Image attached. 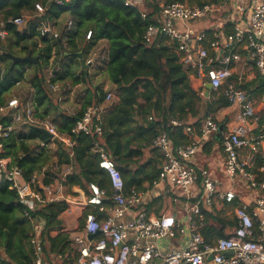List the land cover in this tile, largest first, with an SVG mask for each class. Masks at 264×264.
<instances>
[{
  "label": "clouds",
  "instance_id": "9594fccd",
  "mask_svg": "<svg viewBox=\"0 0 264 264\" xmlns=\"http://www.w3.org/2000/svg\"><path fill=\"white\" fill-rule=\"evenodd\" d=\"M137 4L135 12L123 15V25L130 29V41L150 38L149 51L137 62L150 79H135L133 73L131 88L122 89L135 92L136 84L144 86L123 101L120 116L127 127L119 158L107 151L97 162L107 170L111 184L99 186L100 177L92 181L99 188V203L109 188L118 190L127 179L119 176L118 166L146 177L129 198L147 216L143 231L130 233L125 226L120 234H109L114 237L112 245L130 236L136 241L124 249L119 264H154L156 255L168 251L176 254L171 264H178L181 257L186 264H236L235 258L222 255L230 248L237 249L236 257L245 264H264V3L137 0ZM213 10L223 43L217 39L218 31L215 39H205V24L216 23ZM209 72L216 75L210 77ZM169 183L172 188L166 194ZM149 200L152 207L145 208ZM123 212L127 209L117 216ZM191 213L197 214L196 220ZM10 224V219L0 223V233ZM213 226L234 233V240L213 239L205 231ZM41 246L42 240L0 234V264L41 260L57 264L58 259L76 264L71 250L64 257L51 252L46 257ZM86 246L80 241L81 248ZM55 247L63 251L62 243ZM106 251L117 256L114 247ZM99 256L94 264H107L106 255Z\"/></svg>",
  "mask_w": 264,
  "mask_h": 264
},
{
  "label": "trees",
  "instance_id": "16d2710c",
  "mask_svg": "<svg viewBox=\"0 0 264 264\" xmlns=\"http://www.w3.org/2000/svg\"><path fill=\"white\" fill-rule=\"evenodd\" d=\"M216 2L218 0H213V3ZM36 3H40L44 7L41 15H37L35 12L34 5ZM136 10L134 7L124 6L121 0H70L62 5L53 0H0V22L3 23L1 28L7 32L4 38H0V106L6 104L16 82L28 83L31 89L29 103L34 112V117L41 120L46 115L50 116L51 91L45 83L42 68L48 63L53 46L58 49V52H61L63 58L66 55L77 57L78 52L81 53L82 57H85L97 45L98 41L103 40L107 44L104 72L113 85L116 100L108 105V110L102 117L101 134L97 136L94 133H73L71 131L76 120L87 106L101 104L106 99V95L98 87L94 88L92 95L83 102L81 109L76 114L59 113L58 121L54 118L58 132L70 135L75 141L70 149L73 152L71 159L68 149L66 150L59 145L56 151L58 164H67L73 161V170L67 175L65 182L68 186L79 184L86 188V185L97 177H100L99 186L105 185L107 177L97 167L98 156L92 150L93 142L98 140L106 152L111 151L114 157L119 158L120 142L124 139L122 133L127 127L123 124V117L120 116L123 101L131 100L144 86L136 84L134 86L135 92H122V89L131 88L133 73L137 74L135 79H150V77L143 75V69L138 66L137 62L142 58L144 52L149 51L148 45L151 42L136 39L130 41L128 38L130 29L127 25H123V15H129ZM25 14L30 16L35 14V16L32 21H29L27 17L20 29L8 21L11 17ZM64 14L71 17V27L66 29L64 26L62 32L59 31V38L41 37V46L37 47L35 37L38 35V23L36 22H53ZM215 25L216 23L213 24L211 21L205 29L208 35L206 40L212 39L211 35ZM218 27L221 28L222 26L219 25ZM87 30L92 32L89 40L85 39ZM227 30H229V26L225 25V31ZM29 51L36 55L39 60L34 63L18 62L11 67V58L6 52L24 56ZM75 65L80 64L75 62ZM69 75L70 80L76 84L86 82L88 77L84 68L81 69L79 75L73 71H69ZM50 80L54 82L52 76ZM25 100L22 99L20 102L24 103ZM0 122L6 124L7 117L0 115ZM51 141L52 139L44 132L34 128L31 124L23 123L18 132H13L1 140L0 157H7L10 167L19 168L24 181L32 180L44 168L41 182L47 185L52 182L49 165L51 155L48 146ZM117 169L122 179L127 177L124 182L125 191L131 188L140 189L146 177L138 175L139 170L133 172L127 167L119 166ZM106 196L104 204L110 205L111 192L109 189ZM151 204H153V200ZM66 208L65 202L54 201L29 210L25 205L18 202V195L14 189L9 188L8 182H0V223L11 220L8 229L0 234L5 237L18 234L29 239L30 233L34 231V223L40 222L41 249L46 257L48 252L53 255L69 253V232L61 231L62 220L60 217ZM25 210L28 211L30 218L25 216ZM52 230H58V233L51 235ZM205 231L212 238L228 234L223 227L217 229L213 226L205 229ZM10 243L11 240L9 239ZM60 243L63 244V251L58 252L55 246Z\"/></svg>",
  "mask_w": 264,
  "mask_h": 264
},
{
  "label": "built area",
  "instance_id": "2783aa9c",
  "mask_svg": "<svg viewBox=\"0 0 264 264\" xmlns=\"http://www.w3.org/2000/svg\"><path fill=\"white\" fill-rule=\"evenodd\" d=\"M57 4H64L70 0H53ZM124 6L134 7L137 9L139 6L137 4V0H121ZM257 3H264V0H256ZM35 12L37 15H41L44 11V7L40 3H36L34 5ZM214 11V10H213ZM257 19H261L258 17ZM27 18L24 15L11 17L8 19L9 22L16 25L19 29L26 22ZM3 25L0 22V38H4L7 34L4 28H1ZM72 25V21H68L66 23V29H69ZM219 25H215V28L212 32V39H215V32H219L217 39H220L221 43H223L224 34L219 31ZM217 28V29H216ZM38 35L35 37L37 47L41 46L40 38L41 37H51L53 39L59 38L60 32L55 30V28L49 24L48 22L40 21L37 25ZM206 32V31H205ZM92 32L91 30H87L85 33V39L89 40L91 38ZM207 34L205 39L207 38ZM147 42H151L150 38H146ZM95 49V48H92ZM97 57L96 52H91L89 57L84 59V63L86 65H90L94 62ZM106 57V56H105ZM103 58V56L101 57ZM182 59V58H181ZM215 63V61H214ZM249 63H252L251 61ZM208 75L210 77H214L216 72H209ZM45 83L47 88L51 92H55L60 89L59 85L52 82L50 80V76L45 79ZM20 82H16V86L20 85ZM111 97L110 93L106 94V99ZM26 102L21 103L16 97L10 98L7 100L5 105L0 106V115L7 117V123L3 124L0 122V149L2 147L1 140L5 137H8L14 131V124L19 123H27L32 125H37L43 127L47 130L48 133L52 135V138L61 142L66 148H69L68 151H71V147L75 144L74 139L68 134H63L58 132L56 125L53 123L49 115H46L43 119L39 120L34 117V112L30 106L29 99L25 100ZM103 108L101 104L98 105H89L87 106L82 115L76 120L75 125L71 129L73 133H85V134H96L99 136L102 132L101 121ZM51 138V139H52ZM51 146V143L48 145ZM92 150L98 156V161L103 159V155L106 153V150L100 144L98 140L93 142ZM97 161V162H98ZM107 177V183L111 184V179L108 177L107 170L100 168ZM44 170V168H43ZM42 170V171H43ZM119 176L122 178L118 169H116ZM6 181L9 184L10 189H14L18 195V202L25 205L29 210H33L39 205H43L49 202L54 201H63L67 205V210L74 208L80 212L81 221L75 229L71 230L69 235L70 245L73 247V251H75L76 264H94L95 260H99L100 253H104L106 255L107 264H119V259L124 256V249L130 248L134 246L133 244L136 242L133 237H128L124 241L118 242L116 245H112L110 241L114 239V237L109 234L112 232H116L120 234L122 229H125L130 233L143 231L141 225L147 222V216L141 214L137 211L141 207L140 204L130 202L129 198L132 197L138 190L131 188L128 191H125L124 183L120 189L109 188L111 192L110 196V205H105L104 200L107 198L105 195L100 198L99 203L96 201V196L99 191L97 185L89 182L87 184L86 190L82 191L79 196H74L71 194H64V184L60 182L57 186L50 184L44 185L41 181L36 180V175L30 181H24L22 179L21 170L17 167L9 166V159L7 157H0V182ZM88 185H91L89 188ZM171 185V183L167 184ZM215 195V194H213ZM38 197V199H37ZM30 201V204L35 205V207H30L29 204H26L25 201ZM124 201L122 204L121 201ZM43 201L44 203H41ZM194 201H190L192 203ZM146 208V206H145ZM123 209H127V212H123L122 216H117V212H122ZM203 211V209H201ZM104 213L103 216H99ZM24 214L26 217L30 218L28 211ZM193 220H196V213H191ZM112 221V223H109ZM198 223V221H197ZM89 224L95 225L94 228H89ZM88 228L87 233H85V229ZM39 229L40 225H34V231L30 233L31 241H40L39 237ZM89 235H92L89 238ZM225 242H232L235 238L234 233H228L226 236H220ZM215 239V237H213ZM80 241H84L87 245L86 247H80ZM108 241L109 243L105 244L104 247H101L102 242ZM144 241H141L143 244ZM114 247L117 251L116 255H108L106 248ZM40 251H42L40 247ZM155 252L156 250L153 249ZM237 249H228L226 252L222 253L225 259L235 258L236 264H245L243 258L236 257ZM175 252L168 251L160 253L155 256L154 264H171L173 257L175 256ZM211 256L210 259L208 257ZM207 257L208 261L213 259L212 255ZM40 264H45L44 260L40 261ZM103 264V261L101 262ZM178 264H186V259L181 257L178 261Z\"/></svg>",
  "mask_w": 264,
  "mask_h": 264
},
{
  "label": "crops",
  "instance_id": "0c3cea01",
  "mask_svg": "<svg viewBox=\"0 0 264 264\" xmlns=\"http://www.w3.org/2000/svg\"><path fill=\"white\" fill-rule=\"evenodd\" d=\"M63 18H68L66 23L69 20L72 21L69 15L64 14V17L61 16L58 20L53 21L52 23L51 22L48 23L52 25ZM213 20L216 21V25H220L215 15V10L213 11ZM66 23L64 24V26L66 25ZM207 23L210 24L211 21ZM205 29H207V26H205ZM93 48L95 49H91L85 57L84 56L82 57V55L80 57L78 56L68 57V55H66V57L62 58L61 55L59 56V52L57 51L58 49L56 50L55 46H53L52 55L50 56L48 63L42 68L43 76L45 77V79L49 76L50 77L52 76L54 79V83L58 84L60 87L59 90L51 93L49 114L51 115L50 117L52 121H54V118H56V121H58L59 113L70 114V115L76 114L81 109L83 102L92 95V92L95 87L100 88L105 95L107 93L111 94V97L109 99H105L104 102L101 103L103 108V113L101 117H103V115L108 110V105L112 103L114 100H116L115 93L113 92V85L104 72L107 44L105 41L101 40L98 41L97 45ZM93 51L97 53L96 59L92 64L85 65L83 67L81 65L80 60L81 59L84 60L87 57H89V54ZM32 55L36 56L33 53ZM102 56L103 58H101ZM75 62L76 63L79 62L80 65H75ZM82 68H84V72L88 75L86 82H80L78 84L73 83L69 78L70 76L69 71H73L76 73V75H79L81 73ZM54 123L56 125L55 121ZM58 142L59 141H55V138H52L51 146H49V153L51 155V161L49 163L51 167V175H52L51 184L57 186L60 182H62L64 184V189H63L64 194L79 196L82 191L86 190V188H83V186H80L79 184H73L69 186L65 184L67 175L72 172L74 165H73V161L67 164L64 163L58 164V159L56 156V151L58 149V146L60 145L63 148H66L61 142H59L60 144ZM67 149L69 148H66V150ZM72 157H73V152L69 151V158L71 159ZM43 171L36 175V180L38 181L42 180ZM171 188H172L171 185H165V193L167 194L169 192V189ZM151 202L152 200H149L148 204L145 205L146 208L150 206L152 207ZM161 204L163 205V201H161ZM65 214L67 215L74 214L75 217L73 216L69 217ZM103 215L104 213L100 214L99 216H103ZM78 216H80V212L78 210L72 208L69 211L66 208V210L60 214L62 220L61 231L69 232L70 235L71 230L75 229V227L78 224L79 221ZM40 224H41L40 222L36 223L37 226H39ZM57 233L58 230H52L50 232L51 235H55ZM70 250L72 251V254L75 256V251H73V247L71 245H70ZM67 255L68 253L64 255L55 254L53 256L64 257ZM57 264H63V260L58 259Z\"/></svg>",
  "mask_w": 264,
  "mask_h": 264
},
{
  "label": "rangeland",
  "instance_id": "374dc122",
  "mask_svg": "<svg viewBox=\"0 0 264 264\" xmlns=\"http://www.w3.org/2000/svg\"><path fill=\"white\" fill-rule=\"evenodd\" d=\"M24 16H25L26 18L28 17V20H29V21H32V20L34 19L33 17L35 16V14H31V16L25 14ZM62 17H64V15H62ZM68 18H69V17H68ZM68 18H63V19H61L60 21H57L56 23L52 24V26L55 28V30L62 32L63 27H64V24L66 23V21L68 20ZM36 23H38V22H36ZM51 23H52V22H51ZM38 24H39V23H38ZM209 25H210L209 23H206V24H205V26H209ZM72 28H73V26H72ZM56 50H57V49H56ZM60 55H62L61 52H59V56H60ZM42 71H43V70H42ZM30 93H31V89H30V87H29V84H28V83H21L20 85L15 86V87L11 90L8 99L13 98V97H16L19 101H21L22 99H29ZM51 93H52V92H51ZM49 113H50V112H49ZM50 116H51V115H50ZM20 129H21V124H19V123H15V124H14V131H15V132H18ZM65 215H67V214H65ZM67 216H69V217H71V216L75 217L74 214H69V215H67ZM78 217H79V221H78V224H79V222L81 221V218H80V216H78Z\"/></svg>",
  "mask_w": 264,
  "mask_h": 264
},
{
  "label": "water",
  "instance_id": "95a60500",
  "mask_svg": "<svg viewBox=\"0 0 264 264\" xmlns=\"http://www.w3.org/2000/svg\"><path fill=\"white\" fill-rule=\"evenodd\" d=\"M6 54L9 55L10 58H11V67H13V66H14L16 63H18V62L27 61V62H32V63H34V62H36V61L38 60V58H37L36 56H33V55H32L31 51H29V52H28L26 55H24V56H17V55H13V54H11V53H8V52H6ZM77 56L80 57V56H81V53L78 52V53H77ZM80 62H81V65L84 67V66H85L84 60L81 59ZM31 126H33L34 128H36V129H38V130L44 132V133L47 134L50 138L52 137V135H51L50 133H48L47 130L44 129L43 127H40V126H37V125H32V124H31ZM91 237H92V235H89V238H91ZM210 258H211V256L208 257V259H210Z\"/></svg>",
  "mask_w": 264,
  "mask_h": 264
}]
</instances>
